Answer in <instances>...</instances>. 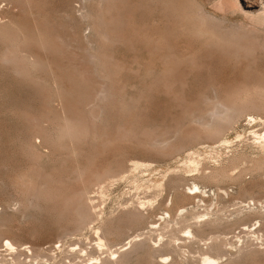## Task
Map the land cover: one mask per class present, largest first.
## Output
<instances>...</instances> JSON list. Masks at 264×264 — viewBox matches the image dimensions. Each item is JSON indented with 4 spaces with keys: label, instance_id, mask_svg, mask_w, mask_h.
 I'll list each match as a JSON object with an SVG mask.
<instances>
[{
    "label": "rangeland",
    "instance_id": "obj_1",
    "mask_svg": "<svg viewBox=\"0 0 264 264\" xmlns=\"http://www.w3.org/2000/svg\"><path fill=\"white\" fill-rule=\"evenodd\" d=\"M248 99L259 108L199 139L221 129L206 118L215 102ZM262 104L264 0H0V264L6 238L40 252L34 264H200L218 254L198 241L210 236L233 248L221 264H264V227L257 247L233 237L260 216L236 221L238 209L264 208V171L249 173ZM70 110L88 132L63 142ZM192 161H236L233 179L192 178ZM194 185L202 195L188 198ZM207 207L224 220L197 226Z\"/></svg>",
    "mask_w": 264,
    "mask_h": 264
},
{
    "label": "bare ground",
    "instance_id": "obj_2",
    "mask_svg": "<svg viewBox=\"0 0 264 264\" xmlns=\"http://www.w3.org/2000/svg\"><path fill=\"white\" fill-rule=\"evenodd\" d=\"M83 5V4H82ZM81 8V7H80ZM187 8H188V6H187ZM79 10V9H78ZM81 10V9H80ZM193 11V10H192ZM83 13H85V12H83ZM185 15V14H184ZM189 16V15H188ZM193 18V17H192ZM196 18V17H195ZM198 24V23H197ZM198 27V26H197ZM201 27H202V25H201ZM194 30H195V28H193ZM204 30V29H203ZM207 30V29H206ZM197 31V30H196ZM202 31V30H201ZM193 32V31H192ZM204 32V31H203ZM208 33V32H207ZM198 34V33H197ZM200 35V34H199ZM206 35V34H205ZM203 36V35H202ZM214 38V37H213ZM2 39H3V37H2ZM7 39V38H6ZM220 39H221V37H220ZM223 40V39H222ZM9 43V42H8ZM20 46V45H19ZM8 48V47H7ZM6 50V49H5ZM22 50V49H21ZM9 51V50H8ZM13 51V50H12ZM7 52V51H6ZM10 52V51H9ZM8 52V53H9ZM14 52V51H13ZM19 52V51H18ZM8 53H5V54H8ZM10 55H12L13 53L11 52V53H9ZM10 55H6V56H4V60L5 61H10V60H12V59H14V58H12L13 56H15L16 55V60H14V62L15 61H17V57H20L16 52L14 53V55L13 56H10ZM25 58V57H24ZM23 62V61H22ZM17 63V62H16ZM20 68V67H19ZM254 92V91H253ZM250 94V93H249ZM244 95V94H243ZM240 96V95H239ZM246 97V96H245ZM78 99V98H77ZM239 99H240V97H239ZM251 99V98H250ZM241 100V99H240ZM245 100V99H244ZM236 101V100H235ZM251 101V100H250ZM221 102V103H220ZM217 101V103L215 102V104H214V106H213V108L208 112V115H207V113H206V115H207V117L206 118H210V120L211 121H213L214 123H217V124H219V126H221L220 128L222 129H219L220 131L218 132V129L216 130L215 129V131H217L218 133H214L213 134V132L211 131L210 132V130H214V129H210L209 130V132H208V134L209 135H205V131H203V133L202 134H204V136H201V138L199 137V139H208V138H210V140L211 139H215V140H219V138H220V136L222 137V134H224V133H222V131H223V128H225L224 130H226V129H228V127L232 124V122L234 121V119L236 118V119H238L239 118V116L241 115V113H243L242 115H244L245 114V112H246V110H248V109H255V108H259V106H260V104H259V106H258V103L257 102H255V101H251V102H249V99H248V101L246 100V103L245 104H243L242 105V103H244L243 101H242V103H240L242 106H240V104L239 103H237L239 106H237V104L235 105V104H233L232 105V107L230 106L229 107V105L228 106H226L227 105V103H226V105H225V103L223 102V101ZM249 103V104H248ZM255 103L257 104V106L255 105ZM224 104V105H223ZM235 105V107H240L239 109L240 110H235L236 108H234L233 106ZM263 106L262 107H264V104H262ZM64 108V107H63ZM261 109V108H260ZM262 109H264V108H262ZM65 110V109H64ZM73 111V110H72ZM200 111V110H199ZM244 111V112H243ZM70 112H71V110H70ZM62 113H63V111H62ZM203 113V112H202ZM65 114H66V112H65ZM70 114V113H69ZM247 114V113H246ZM71 115L72 116H74V112L72 113L71 112ZM71 115H68V116H70V117H68V116H64V117H62L61 118V120L63 121V120H65L64 121V124H63V122L62 123H58L59 124V126H61V124L63 125L62 127H58V129H55V131H54V128H53V126L52 127H50V124H51V122H50V124H49V128H51L55 133H56V130L58 131L59 130V128H61L62 130L60 131L61 132V134H60V132H57V133H59L60 135H57L56 134V136H59V138L61 139V137H62V139L61 140H63V142L66 140V138H68V140H70V141H72V140H74V141H78L79 140V138L83 135V133L84 132H86L87 130H85L84 132H83V130H84V128L85 127H88V126H85V124H84V126H83V124L80 122V121H82L80 118L78 119V118H76L75 116L74 117H72ZM205 115V116H206ZM61 116V115H60ZM63 116V115H62ZM76 116H77V113H76ZM204 116V117H205ZM78 117V116H77ZM238 117V118H237ZM240 117H242V116H240ZM251 117V116H250ZM258 117V116H257ZM57 118V117H56ZM65 118V119H64ZM205 118V119H206ZM262 118V117H261ZM202 119V118H201ZM200 119V120H201ZM205 119H203V120H205ZM236 119H235V121H236ZM50 120V119H49ZM57 120V119H56ZM58 120H60V117H59V119ZM57 120V121H58ZM261 120H264V118L263 119H260V121ZM54 121H55V119H54ZM54 121L52 122V123H54ZM206 122H207V119L205 120ZM211 121H209L210 122V124L212 123ZM240 121V120H239ZM252 121V120H251ZM83 122V121H82ZM85 122V121H84ZM83 122V123H84ZM206 122H202L203 124L204 123H206ZM237 122V121H236ZM254 122V121H253ZM264 122V121H263ZM197 124V123H196ZM36 125V124H35ZM53 125H55V124H53ZM57 125V124H56ZM208 125V124H207ZM212 125V124H211ZM214 125V124H213ZM216 125V124H215ZM48 126V125H47ZM42 127V128H44L45 130H48L47 128L48 127ZM217 126V125H216ZM41 127V126H40ZM199 127V126H198ZM231 127V126H230ZM38 129H39V127H38ZM38 129H36V132L38 131ZM41 129V128H40ZM43 129V130H44ZM86 129H88V128H86ZM205 129H207L206 127H205ZM204 129V130H205ZM209 129V128H208ZM207 129V130H208ZM89 130V129H88ZM91 131V130H90ZM47 134H49L50 135V133H48V131H45ZM51 132V131H50ZM88 132V131H87ZM207 132V131H206ZM254 132V131H253ZM41 133H42V131H41ZM55 133H51V135H53V134H55ZM40 134V133H39ZM45 134V133H44ZM87 134V133H86ZM221 134V135H220ZM43 135V134H42ZM84 135H85V133H84ZM192 135V134H191ZM190 135V136H191ZM196 135H197V133H196ZM200 135V134H199ZM198 135V136H199ZM44 136V135H43ZM61 136V137H60ZM254 136H255V145H256V147H257V150H259L260 152H262V154L264 153V132L263 133H259V132H254ZM39 137V136H38ZM45 138H46V136H44ZM52 137V136H51ZM86 137V136H85ZM84 137V138H85ZM193 137V136H192ZM197 137V136H196ZM82 138V137H81ZM80 138V139H81ZM192 139V138H191ZM46 140H47V138H46ZM84 140V139H83ZM163 140V139H162ZM209 140V141H210ZM50 141V140H49ZM58 141V140H57ZM73 141V142H74ZM205 141V140H204ZM66 142V141H65ZM68 142V141H67ZM87 142V141H86ZM160 142H162V141H160ZM254 142V141H253ZM83 143V142H82ZM178 143V142H177ZM61 144V143H60ZM58 145V144H57ZM155 147V146H154ZM166 147V146H165ZM28 148V147H27ZM175 148V147H174ZM162 150V149H161ZM158 151V150H157ZM37 152V151H36ZM260 156V155H259ZM261 157V156H260ZM240 158V157H239ZM242 158H243V156H242ZM241 158V159H242ZM257 158V159H256ZM256 158H250L251 159V161H253V162H251V163H253V165L251 164V168L252 169H250L251 171L249 172V173H251V172H253L252 170H255L254 172H256V171H261V172H259V174L261 173V174H263L262 172L264 171V155H263V157H261V158H258V156L256 157ZM240 159V161H242ZM238 160V159H237ZM245 160V159H244ZM250 161V160H249ZM192 162H194L195 164H194V167H193V169L191 170L192 172H194L193 174H191L192 175V178H195V177H199V178H202V179H204V180H207V181H212V182H221L222 181V179L224 178V180L225 179H227V178H232L233 179V176L234 175H232V173H231V171H232V169L235 167V162L233 161H229V162H232V163H228L227 165H223L222 167H219V166H216L215 168L213 167L212 169H210V170H208L207 169V167H204V166H201V167H199V164H198V162H196V161H192ZM221 164H222V162H221ZM220 164V165H221ZM224 164V163H223ZM218 165V164H217ZM249 165V164H248ZM214 166V165H213ZM250 166V165H249ZM244 167H247V165H244ZM244 167L243 168H241V169H243L244 170ZM206 169L208 170V171H206ZM249 169H247V170H249ZM235 170V169H234ZM245 170H246V168H245ZM245 170H244V172H245ZM195 171H196V173H195ZM240 171V170H239ZM253 172V173H254ZM240 173V174H239ZM99 174H100V172H99ZM104 174V173H103ZM106 174V173H105ZM110 174V173H109ZM238 174H239V176L241 177L242 175H243V173H241V171L240 172H238ZM238 174H237V176H238ZM244 174H248V173H244ZM252 174V173H251ZM255 174V173H254ZM258 174V173H257ZM257 174H255V175H257ZM79 175H81V174H79ZM249 175V174H248ZM84 176V175H83ZM109 176V175H108ZM111 176V175H110ZM109 176V177H110ZM237 176H236V178H237ZM247 176V175H246ZM82 176H80V178H81ZM85 177V176H84ZM112 177V176H111ZM111 177H110V179H111ZM226 177V178H225ZM244 177V176H243ZM79 178V179H80ZM91 178H93V177H91ZM96 178V177H95ZM97 178H99V177H97ZM97 178H96V181H98L99 182V185L100 184H105V182L104 181H107V180H109L108 179V177H106V179L105 178H100L99 180H104V181H102V183H101V181H99V180H97ZM247 178V177H246ZM29 179V178H28ZM113 179V178H112ZM111 179V180H112ZM181 179H182V176H181ZM234 179H235V177H234ZM238 179V178H237ZM24 180H26V179H24ZM31 180V179H30ZM84 180V179H83ZM93 180V179H92ZM179 180H180V178H179ZM179 180H178V182H179ZM183 180V179H182ZM240 180H243L242 179V177H241V179ZM262 180V179H261ZM21 181H23V180H21ZM20 181V182H21ZM110 181V180H109ZM114 180H112V182H113ZM177 181V180H176ZM24 182V181H23ZM35 182V181H34ZM84 182V181H83ZM82 182V183H83ZM95 181H92L91 183H93V184H91V185H97L98 186V182L96 183H94ZM175 182V181H174ZM261 182H263V181H261ZM36 183V182H35ZM81 183V182H80ZM161 183H163L162 181H161ZM176 183V182H175ZM180 183H182L181 182V180H180ZM24 185V183H21V185ZM109 183H107V185H108ZM157 184V183H156ZM155 184V185H156ZM25 185H27V187H28V184H27V182L25 183ZM24 185V186H25ZM32 185V184H31ZM95 185H94V187H95ZM106 185V184H105ZM158 185V184H157ZM163 185V184H162ZM179 185V184H178ZM23 186V187H24ZM88 186H89V184H88ZM96 186V187H97ZM154 186V185H153ZM180 186V185H179ZM190 186V185H189ZM256 186H258V185H256ZM263 186V185H262ZM261 186V187H262ZM26 187V186H25ZM87 187V186H86ZM105 187V186H104ZM107 187V186H106ZM105 187V188H106ZM157 187V186H156ZM155 187V188H156ZM158 187H159V185H158ZM161 187V186H160ZM260 186L258 187V188H261ZM81 188V187H80ZM90 188V187H89ZM93 188V187H92ZM150 188V187H149ZM152 188V187H151ZM162 188V187H161ZM257 188V187H256ZM257 188V189H258ZM26 189V188H25ZM29 189V188H28ZM36 189V188H35ZM34 189V190H35ZM86 188L84 187V190H85ZM163 189V188H162ZM24 190V189H23ZM27 190V189H26ZM82 190H83V187H82ZM94 190H96V189H94ZM203 190V189H202ZM29 191V190H28ZM31 191V190H30ZM91 191H93V190H91ZM188 190H186V192H187ZM192 191V192H191ZM190 191V193L189 192H187L188 194H186L185 196H187L188 198H192V197H195V196H197L198 197V195H202L201 193H202V191L199 189V187L197 186V185H194V187L192 188V190ZM248 191V190H247ZM32 192V191H31ZM77 192V191H76ZM75 192V193H76ZM80 191H78V193H79ZM222 192V191H221ZM69 193V192H68ZM78 193L76 194V195H78ZM74 194V193H73ZM80 194V193H79ZM86 194L87 193H85V197H86ZM183 194V193H182ZM204 194V193H203ZM249 194V193H248ZM81 196H82V192H81ZM183 196V195H182ZM205 196V195H204ZM74 197V196H73ZM218 197V196H217ZM251 197V196H250ZM66 198V197H65ZM76 198H77V196H76ZM184 198V197H183ZM196 198V197H195ZM194 198V199H195ZM204 198V197H203ZM203 198H201V200H203ZM252 198V197H251ZM87 199V198H86ZM207 199V198H206ZM205 199V200H206ZM218 199V198H217ZM66 200V199H65ZM72 199H70V201H71ZM200 200V199H199ZM200 200V201H201ZM204 200V201H205ZM246 200V199H245ZM249 200V199H248ZM77 201V200H76ZM195 201V200H194ZM247 201V200H246ZM245 201V202H246ZM257 201V200H256ZM261 202V201H260ZM69 203V202H68ZM71 203H72V201H71ZM84 203V202H83ZM247 203V202H246ZM74 204V203H73ZM96 204V203H95ZM206 204V203H205ZM204 204V205H205ZM217 204V203H216ZM262 204V203H261ZM260 204V207L257 205V203L255 204V202H253L252 203V205L248 202L247 203V205L246 206H244V207H242V208H240V209H238V211L236 212V221H240V220H242V219H245V217L247 218V217H249V216H247V213H258L259 215H257V216H259L258 217V219L253 223V224H251V225H245V226H243L242 228H240V230L238 231V234H241L240 232H241V230H242V232H244L243 234H245L244 236H240V235H234L233 237H237L236 239H238L237 241H242V245L243 244H245L246 246H258L259 244H258V242L256 241V240H258V239H261L262 237V235L260 236L259 234H258V231H262V230H260V229H263V228H261V227H264V225L262 226V219H264L263 217H264V208H263V206ZM234 205V204H233ZM209 206H211V205H209ZM208 206V207H209ZM99 207V206H98ZM208 207L205 209V213H203V214H195L194 216H192V219H193V222L196 224V223H199V225L201 224V225H203V223L202 222H204V224H212V223H214L217 219H220V220H224V219H221V218H219V215L217 214V212L216 211H213V210H209L208 209ZM182 210H184V209H182ZM222 210H224V209H222ZM221 211V210H220ZM83 212V211H82ZM82 212H81V214H82ZM90 212V211H89ZM224 212V211H223ZM168 213V212H167ZM179 213V212H178ZM177 213V214H178ZM182 213V212H181ZM180 213V214H181ZM87 214H89L88 212H87ZM135 215H136V217H134L133 215V217L135 218V219H137L140 215H141V213H140V215H138L139 214V211H138V214L137 213H134ZM169 214V213H168ZM183 214V213H182ZM138 215V216H137ZM221 215V214H220ZM80 216V215H79ZM87 216H90V215H86V217ZM183 216V215H182ZM181 216V217H182ZM222 216V215H221ZM224 216V215H223ZM253 216V215H252ZM133 217H132V219H133ZM141 217H142V215H141ZM171 217V216H170ZM180 217V216H179ZM256 217V216H255ZM92 218V217H91ZM140 218V217H139ZM138 218V219H139ZM224 218V217H223ZM231 218L230 217H228V216H225V220H226V222H228L229 220H230ZM166 220V219H165ZM195 220V221H194ZM84 221H85V219H84ZM84 221H82V222H84ZM218 221V220H217ZM128 222V221H127ZM225 222V223H226ZM222 223V222H221ZM235 223V222H234ZM193 225V224H192ZM197 226H198V224H196ZM235 226H236V224H235ZM216 228H217V226H215ZM219 227H220V225H219ZM231 228V227H230ZM188 229V228H187ZM228 229V228H227ZM258 229V230H257ZM184 230H186V229H184ZM230 230V231H229ZM228 231H227V233H229V232H231V229H229ZM97 230H95V232H96ZM101 231V230H100ZM109 231V230H108ZM183 231V230H182ZM195 231V230H194ZM200 231V230H199ZM214 231V230H213ZM105 232V231H104ZM117 232V231H116ZM186 231H183V233H185ZM223 232H225V231H223ZM235 232V231H234ZM110 233V232H109ZM187 233L188 234H190L193 238L192 239H196L197 237V235L195 236V234H193V231H187ZM197 233V232H196ZM201 233V232H200ZM216 232H214V234H215ZM219 233V232H218ZM98 234V233H97ZM104 234V233H103ZM186 234V233H185ZM199 234V233H198ZM202 234V233H201ZM213 234V233H212ZM100 235V234H99ZM105 235V234H104ZM103 235V236H104ZM187 235V234H186ZM211 235V234H210ZM96 237V236H95ZM185 237V236H184ZM242 237H244V238H242ZM104 238V237H103ZM135 238V237H134ZM218 238V237H217ZM96 238H94V240H95ZM191 239V238H190ZM208 239H210L209 240V242H206V241H208V240H203V239H198V241H203V244H204V246L205 247H203V248H205V249H209V251L210 250H214L215 252H216V254H217V251H218V254L216 255V256H211L210 254H213V253H210V254H208L207 252H204V253H201L200 254V264H221V262L220 261H222V258L223 257H225L226 256V254H228V250H229V248L228 247H231V243L229 242V241H227L226 243H218V242H216V240H213L214 238H213V236H210ZM263 240H264V238H263ZM13 241V240H12ZM96 241L97 240H95V244L99 247V248H101V247H106L107 249L109 248L110 249V247H108V245H107V243L102 239V237L101 236H98V242L96 243ZM256 241V242H255ZM259 242H260V240H259ZM219 244V245H218ZM240 245V244H239ZM260 245L261 246H263L264 245V242H262L261 241V243H260ZM2 246L3 247H5V249H7V251H9V255H11L10 257V260L9 259H7L6 257H4L2 260H6V262H5V264H34V260L35 259H37L39 256H40V252L37 254L36 253V255L34 256V251L31 249V247L30 246H28V247H24V249L23 250H21V249H19L20 247H18V246H15V244H13L9 239H5L4 240V242H3V244H2ZM97 246H95V248L97 247ZM235 246V245H234ZM233 246V247H234ZM97 247V248H98ZM219 247V248H218ZM225 249L226 251V253L225 252H222V249ZM232 248V247H231ZM260 249H264V247H259ZM106 249V250H107ZM233 249V248H232ZM235 249H237L236 247H235ZM251 249V248H250ZM80 250V249H79ZM81 250H83V249H81ZM80 250V251H81ZM196 250V249H195ZM43 251V250H42ZM60 251V250H59ZM102 251V250H101ZM231 251V250H230ZM30 252V254H28ZM87 252V251H86ZM102 252H104V251H102ZM109 252H110V250H109ZM114 252V251H113ZM112 250H111V255H113L112 253ZM211 252V251H210ZM43 253V252H42ZM99 253V252H98ZM4 254V253H3ZM103 254V253H102ZM22 256H24L23 258H22ZM35 258V259H34ZM94 258H97V257H94ZM93 258V259H94ZM226 258V257H225ZM221 259V260H220ZM224 259V258H223ZM40 260H41V258H40ZM91 260H92V258H91ZM96 260V259H95ZM224 261V260H223ZM97 263V262H96ZM167 263V262H166ZM93 264V263H92ZM95 264V263H94Z\"/></svg>",
    "mask_w": 264,
    "mask_h": 264
}]
</instances>
